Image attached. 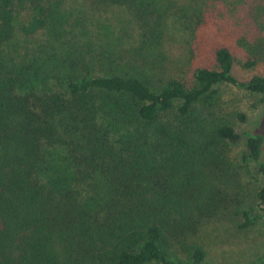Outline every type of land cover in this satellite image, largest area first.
I'll use <instances>...</instances> for the list:
<instances>
[{
	"label": "trees",
	"instance_id": "16d2710c",
	"mask_svg": "<svg viewBox=\"0 0 264 264\" xmlns=\"http://www.w3.org/2000/svg\"><path fill=\"white\" fill-rule=\"evenodd\" d=\"M93 1L126 23L89 19L93 2L0 0V264H198L186 236L228 197L217 181L241 136L264 177V135L204 112L222 83L263 101L264 74L239 79L224 45L187 82L156 71L164 19L192 32L246 7L261 23L264 0ZM242 214L240 227L258 217Z\"/></svg>",
	"mask_w": 264,
	"mask_h": 264
},
{
	"label": "rangeland",
	"instance_id": "374dc122",
	"mask_svg": "<svg viewBox=\"0 0 264 264\" xmlns=\"http://www.w3.org/2000/svg\"><path fill=\"white\" fill-rule=\"evenodd\" d=\"M76 1L82 2L85 9L94 3L93 0ZM92 7L94 10L87 15L89 19L96 22L107 19V23L119 28L129 16L122 6L94 3ZM244 11H247L246 7ZM244 11L213 12L216 16L210 15L192 32L190 28L181 26L171 14L166 16L165 36L160 45L163 57L155 70L187 82L197 66H213L214 49L224 45L234 55L233 71L239 79L247 80L254 73L264 74V20L261 19L262 24L251 22ZM131 28L127 24V35H122L126 44L132 37ZM38 37L35 35L33 39L36 41ZM249 59L256 61L253 67L244 66ZM216 88L217 105L206 114L204 112L206 118L228 120L241 133L253 130L264 135V100L261 101L260 94L249 93L228 83L219 84ZM212 113L214 115L207 116ZM239 114L245 116L244 121L240 120ZM245 137L241 136L228 151L232 166L230 178L217 181L229 193L228 197L225 195L219 208L199 220L197 230L186 236L188 243L196 244L204 251V257L198 264H261L260 258L264 257V202L257 196L264 177L257 172L256 162L240 160L245 149ZM243 210L258 216L254 224L240 227L244 220Z\"/></svg>",
	"mask_w": 264,
	"mask_h": 264
}]
</instances>
